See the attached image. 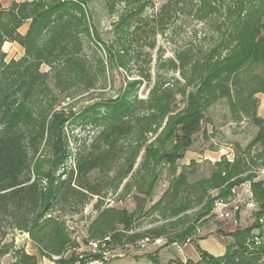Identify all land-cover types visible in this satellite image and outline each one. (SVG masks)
Masks as SVG:
<instances>
[{"label":"trees","instance_id":"1","mask_svg":"<svg viewBox=\"0 0 264 264\" xmlns=\"http://www.w3.org/2000/svg\"><path fill=\"white\" fill-rule=\"evenodd\" d=\"M77 1L57 0L54 6L30 17L33 21L26 37L18 33V28L28 19L24 8L15 5L10 12H0V264H4L2 260L6 257L11 258L10 264H39L37 257L27 254L24 248H16L14 238L8 241L15 233L28 235L40 256L54 264H87L98 258L89 254L79 259L75 253L79 245L71 237L63 219L64 216L81 215L95 198L93 210L97 217L87 231V240H103L110 235L111 244L107 242V245L112 247L167 238L164 225L135 231L133 224L137 219L134 213L104 208V182L93 178L94 173L105 174L114 170L117 163L119 173L121 169L124 171L122 179L127 178L144 148L141 171L148 172L154 181L162 167L167 168L170 175L166 199H160L151 208V214L162 208V215L181 220L191 208L190 191L200 188L197 201L201 207L197 219L205 220L211 217L217 201H226L232 195V189L249 183L259 215L264 216V179L257 180L250 171L254 167L258 170L264 168V160L257 163L258 155L264 157V119L252 110L257 106L254 96L264 95V0H166L159 16H169L176 10L183 14L191 3L193 7L190 8L198 20L218 24L219 34L223 37L219 46L199 61H189L185 52L179 54L180 64L171 60L170 65L173 70L179 69L184 83L175 78V84L166 87L158 77L147 100L139 101L136 96L131 99L130 92L145 81L151 82L150 71L133 77L126 92L111 101L110 110L102 116L105 126L95 145L90 151L78 153L73 166L68 167L72 154L66 125L70 115L64 109L56 110L57 101L48 80L52 73L60 76L64 72L72 88L88 90L95 87L98 78L106 80L107 69L127 71L125 58L129 55L130 42L126 35L134 36L136 31L142 30L140 22L137 21L136 27L132 22L145 8L138 4L121 15L116 25L118 37L109 43L98 35L91 37V16L79 4L85 5V1ZM83 36L96 40L93 46L105 54L106 59H100L96 67L98 71H94V66L82 55ZM34 37L47 38L40 43L34 42ZM6 42L25 47L26 57L5 66L1 49ZM43 64L49 66L50 73L40 71ZM255 69H260L261 74L255 73ZM245 70L252 71L255 88L246 96L238 76ZM53 79L60 82V77ZM177 95L186 100L181 110L173 106ZM35 98L42 101L40 105L32 106ZM220 98L229 99L235 118L252 117L259 132L249 149L260 146L262 150L257 153L255 161L247 152L242 157L237 156L232 164L226 161L217 163L210 178L190 186L188 169L179 172L177 162L192 147L193 137L201 129L204 111ZM140 109H144L143 112H139ZM166 119L167 124L157 141L164 145L159 153L154 144L148 147L145 144L147 136L156 134ZM129 137L144 141L137 143L135 154L128 159V164L124 162L125 167L121 159L126 149L119 147V143ZM46 153L47 158L43 157ZM217 189L223 191L212 198L209 191ZM119 225L124 227L125 233H113ZM130 231L132 233L128 234ZM196 231L195 226L183 228L168 244L191 243ZM249 236L237 233L234 243L226 246L221 257L200 252L197 262L175 260L170 264H264L262 237Z\"/></svg>","mask_w":264,"mask_h":264},{"label":"rangeland","instance_id":"2","mask_svg":"<svg viewBox=\"0 0 264 264\" xmlns=\"http://www.w3.org/2000/svg\"><path fill=\"white\" fill-rule=\"evenodd\" d=\"M59 1L78 3L77 0ZM82 1H85V5L79 4L91 16L93 27L90 26L91 37H94V35L97 37L98 35L109 43L115 41L118 37L116 25L121 15L136 8L138 4L145 6V8L139 17L132 22L133 27L138 26L137 21L140 22L142 30L136 31L134 36L126 35L130 42L129 55L125 58L127 71L117 68H112L111 71L107 69L106 80L104 81L102 77L98 78V83H96L95 87L88 90L83 87L79 89L72 88V84L64 72L60 76H55L52 73V77L48 80V85L54 92L52 95L57 101L55 104L56 110L64 109L67 115H70V120L66 125V136L72 154L68 161V167L73 166L74 158L78 153L90 151V148L95 145L99 133L105 126V120L102 116L110 110L113 103L111 101L120 98L126 92L128 83L133 77H138L141 72L150 71L151 82L145 81L130 92L131 99L136 96L139 101L147 100L150 96V91L159 79L158 77H161V82H164L166 87H171L172 84H175V78L180 80L182 84L184 83L179 69L173 70L171 68V60H174L179 65L178 56L183 52L187 53L189 61L203 60L205 55L210 50L217 48L223 39L221 34H219L218 24L215 21L198 20L195 11L193 12L191 9L193 7L191 3L183 14L176 10L169 16H159L160 10L166 4V0ZM56 2L57 0H0V12H10L15 5L19 9L24 8L25 16L28 19L23 21L18 28V33L26 37L33 21L30 17L49 9ZM46 38L42 40L34 37L33 41L43 43ZM95 41L84 38L82 55L91 62L94 66V71H98L96 67H98L99 60L106 58L103 52H99L93 46L92 43H95ZM28 45L31 49L33 48V44L30 43ZM98 47L101 50V46ZM221 51L225 53L223 50ZM1 53L5 66L16 64L26 57L25 47L15 42L4 43ZM30 62L32 63L31 60ZM40 71L42 73L51 72L46 64L40 67ZM255 73L261 74L260 69H255ZM238 76L239 80H242L241 89L245 96L255 90L252 71L245 70L239 73ZM54 77H60V82L58 79H53ZM56 95L58 98H56ZM35 99L37 101H33L32 106L40 105L42 101H39L38 98ZM254 99L257 101V106L252 110L256 112L259 118L264 119V95L257 94ZM229 104L228 98H220L204 111V120L200 131L193 137L192 147L185 154V157L177 162L179 172L183 169H188L190 186L210 178L214 172L215 164L222 161L232 164L237 156L242 157L247 152H250V158L255 161L257 153L262 150L260 146H254L249 149V145L255 140L259 132V128L253 122L252 117L235 118ZM140 105L142 106V104ZM185 105L186 100L177 95L173 106L181 110ZM238 109L239 111L241 110L239 106ZM143 110L140 109L139 112H143ZM166 124L167 119L156 134L152 133L147 136L146 147L154 144V149L159 151V153L163 150L164 145L157 143V141L161 138L160 136H162ZM143 141L135 137L121 140L119 147L126 149L121 163L125 162L128 164L130 162L128 159H132L135 154L137 143H142ZM144 150L145 148L142 150L133 172L127 178L122 179L124 171L121 169L119 173L120 165L118 163L115 165L114 170L105 174L94 173L93 178L104 182L102 192L104 208H116L129 214L134 213L137 219L135 224H133L135 225V231H145L164 225L167 227V238H162L159 244L151 240L143 246L142 241L136 244L115 245L112 247L107 245L106 242L107 250L112 252L114 256L112 260H115L114 264H170L174 263L175 260L183 262V258L197 262L200 259V252H206L214 257H221L226 252V246L234 243V236L237 233H247L250 234L249 237L261 236L264 242V216L260 217V210L257 205L253 206V211L245 207V203L250 199L249 183L232 189V195L224 201L228 204V211L231 214V217L227 220L219 219L216 216L215 208L210 218L205 220L197 219L199 217L198 211L201 207L197 201L198 196L201 195L200 188L190 191L191 208L182 215L181 220L171 219L162 215V208L151 214V208L160 199H166L164 196L169 189L170 175L168 169L162 167L158 178L154 181L148 172L146 173L144 169L141 171L140 165L143 161ZM43 155L45 158L49 156L47 153ZM260 160H264V157H259L258 155V164H261ZM125 163L124 166L126 167ZM261 169L258 170L255 167L250 169L257 180L263 178H260L259 171ZM221 191L223 190H211L209 194L212 195V198H215ZM167 199H170V196ZM96 201L97 199L95 198L81 215L63 217L69 227L71 237L76 239L79 245V249L75 251L79 255V259L85 258L89 254L96 255L98 258L101 255L99 251L92 252L90 244L92 242L101 243L105 239L98 241L86 239L87 231L97 217V213L93 210V205ZM178 201L182 202L180 199ZM58 213L56 214L58 215ZM192 226L197 228L193 242L185 246L180 242L175 243L176 245L168 244L169 240L173 239L183 228L187 229ZM119 231L124 232V227L119 225L113 233ZM131 233L132 231L128 232V234ZM24 237H28V235L15 233L9 237L8 241L10 242L14 238L17 249H25L27 245H33L32 242L29 243L30 241ZM106 239H109L108 242L111 244V236L109 235ZM32 245L29 246V251L33 249ZM176 246H183V250L180 252L182 255L178 252ZM36 253L37 259L40 261L39 264L53 263L47 258H42L38 251ZM95 259L97 258L92 260ZM2 261L4 264H10L11 258L6 257Z\"/></svg>","mask_w":264,"mask_h":264},{"label":"built area","instance_id":"3","mask_svg":"<svg viewBox=\"0 0 264 264\" xmlns=\"http://www.w3.org/2000/svg\"><path fill=\"white\" fill-rule=\"evenodd\" d=\"M260 175L264 176V171H262L260 173ZM249 196H250V199L245 203V207L248 210L253 211V206H256V203L253 200V197H252L250 190H249ZM215 209H216V216L219 219L227 220L231 217V214L228 211V204L225 203L224 201H217L215 204ZM108 241H109V239H105L104 242H101V243L92 242L90 244L92 252L99 251V254H101V255H99L100 256L99 258L92 260L87 264H112L113 263L112 260L114 259V256H113L112 252L107 250L106 244H105ZM161 241L162 240L160 239V240L155 241V243L159 244ZM148 242H149L148 239L142 241V246ZM54 259L57 260L58 258H54Z\"/></svg>","mask_w":264,"mask_h":264},{"label":"crops","instance_id":"4","mask_svg":"<svg viewBox=\"0 0 264 264\" xmlns=\"http://www.w3.org/2000/svg\"><path fill=\"white\" fill-rule=\"evenodd\" d=\"M262 171H264V168L263 169H261L259 172L261 173ZM263 177V178H262ZM260 178H262V179H264V176H260ZM25 239H28L29 240V237H24ZM30 241V240H29ZM29 243H31V241L29 242ZM189 243H187V244H185V245H188ZM32 245V244H31ZM30 244H29V246H31ZM176 245V244H175ZM184 245V246H185ZM29 246L27 245V247L25 248V251L27 252V254H29V255H32V256H35V257H37V248L34 246V244L32 245V247H33V249H31V251H29L28 250V248H29ZM177 248H178V252L180 253V252H182V250H183V246L181 247V246H176ZM39 253V252H38ZM181 254V253H180ZM182 255V254H181ZM183 260V262H186L188 259L187 258H183L182 259ZM115 261V260H114ZM114 261H113V263L112 264H114ZM38 262L40 263V261L38 260ZM43 264H45V263H43ZM50 264H53V263H50Z\"/></svg>","mask_w":264,"mask_h":264}]
</instances>
